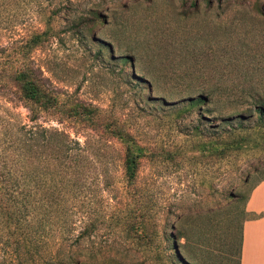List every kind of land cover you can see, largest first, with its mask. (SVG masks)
<instances>
[{
    "label": "rangeland",
    "instance_id": "obj_1",
    "mask_svg": "<svg viewBox=\"0 0 264 264\" xmlns=\"http://www.w3.org/2000/svg\"><path fill=\"white\" fill-rule=\"evenodd\" d=\"M92 9L106 17L103 25L92 34L70 29ZM24 59L59 97L35 122L9 85ZM200 95L204 102L190 107ZM76 107L95 114L81 120ZM258 107L264 110V0H0V264H44L54 249L52 242L39 250L42 259L32 248L24 255L19 230L5 222L21 123L51 136L36 142L33 167L77 173L48 197L51 223L68 237L65 255L106 264H239L245 203L264 179ZM113 126L144 148L131 185ZM136 208L153 215L152 246L120 229L118 218ZM170 224L182 235L178 254L169 250L172 263L164 238ZM85 225L90 236L74 240Z\"/></svg>",
    "mask_w": 264,
    "mask_h": 264
},
{
    "label": "trees",
    "instance_id": "obj_2",
    "mask_svg": "<svg viewBox=\"0 0 264 264\" xmlns=\"http://www.w3.org/2000/svg\"><path fill=\"white\" fill-rule=\"evenodd\" d=\"M105 18L98 11L92 9L88 14L73 18L70 23V29L78 34H92L97 26L105 23ZM35 40L32 37V43ZM22 62V65L11 77L13 84L9 85L17 90L20 98L28 108L30 112L29 121L35 122L42 114H50L41 112H48L60 105L59 97L38 66L27 59H24ZM204 99L202 95L197 96L190 101L189 106H199L204 102ZM258 109L260 111L259 116L263 117V108L258 107ZM74 111L76 112L74 114L81 120H91L95 114L93 113L94 110L89 108H83L82 112H80L78 111V107H76ZM86 116H89V118H86ZM18 131L16 176L15 180L13 178L9 179V188L6 193L9 203L5 204L6 208L2 207L5 209V222L8 227L12 226L14 230L16 228V232L19 230V233H17L18 249L25 255L32 248L40 254L39 257L42 259L44 256H41L39 250H46L47 245L53 242L54 249L46 256L47 259L44 261V264H106L100 259L87 260L82 256H77V254L70 253L65 255L63 253L60 245L68 237L64 235V229L55 228L51 223L56 220V217L47 211L50 206L48 197L58 182L71 181L74 183L73 179L76 178L77 173L71 170L60 172L59 169L55 170V172L45 171L44 169L33 167L31 158L36 142L48 143L51 141V136L48 134L47 129H40L34 124L30 125L28 123H21ZM111 133L116 138H119L124 145V177L127 183L131 185L136 181L139 161L144 153V148L133 140L130 133L121 130L118 126L111 127ZM65 140V150H71L72 148L69 147L68 140ZM74 142L78 145L77 141ZM214 145L218 147L220 144L215 142L212 145L210 144V147ZM66 168L68 169L69 166H66ZM9 199H12V202ZM13 208L17 210L14 211ZM118 220L122 225L120 229L125 233V236L130 237L129 235L132 234V237L141 241L138 244L139 246L145 248L147 245L152 244L155 230L153 231V228L148 224H152L151 220H154L153 215L151 217V215H147L142 210L136 208L134 211H125ZM92 230L93 227L90 229L89 226L85 225L74 237V240L90 236ZM164 234V238L168 241L165 245L166 261L172 263L171 252L169 250L172 248L174 249V253L178 254L177 240L182 235L175 224H170L168 231L165 230ZM56 245L57 247L55 248ZM30 261L32 264H39L34 258Z\"/></svg>",
    "mask_w": 264,
    "mask_h": 264
},
{
    "label": "crops",
    "instance_id": "obj_3",
    "mask_svg": "<svg viewBox=\"0 0 264 264\" xmlns=\"http://www.w3.org/2000/svg\"><path fill=\"white\" fill-rule=\"evenodd\" d=\"M244 212L239 264H264V179L252 188Z\"/></svg>",
    "mask_w": 264,
    "mask_h": 264
}]
</instances>
